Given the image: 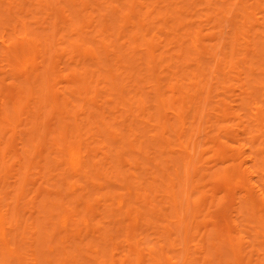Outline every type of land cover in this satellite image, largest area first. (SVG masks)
Segmentation results:
<instances>
[{
  "label": "bare ground",
  "instance_id": "bare-ground-1",
  "mask_svg": "<svg viewBox=\"0 0 264 264\" xmlns=\"http://www.w3.org/2000/svg\"><path fill=\"white\" fill-rule=\"evenodd\" d=\"M181 1L185 0H68L73 17L65 14L59 18V24L53 22L54 36L62 31V37L67 36L69 31L78 36L68 39L71 47L69 63L85 66L81 64V57H77L79 52L82 59L89 61L94 68L84 67L82 74L76 70L70 73L72 85L67 87V92H77L84 97H78L84 99L80 112L72 111L69 115L73 122L61 123L50 137L44 132H40L39 137L43 136L63 154L60 141L65 139L67 130L77 132L78 138H82L85 123H81L83 120L79 115L87 111V104L97 105L101 113V117L97 116L98 120L93 113L96 111L91 109L92 112L87 114V128L91 130L89 136H103L105 141L97 137L99 146L115 152L116 163L126 164L139 172L124 177L122 170L116 172L125 181L126 193L116 194V204L113 202L112 206L117 205L115 208L125 216L123 224L127 250L121 252L119 243L113 239L118 236L116 233H113L114 237L110 236L108 231H99L112 244H106L110 247L107 259L98 260L100 249L95 243H89L84 248L75 244L82 256L88 258L87 253L90 252L98 264H196L198 258H201L200 264H264V0L222 1L229 6L217 0L220 5L223 4L221 7L213 0H188L191 8L196 6L192 4L199 2V6L205 4L202 11H206L205 8L209 9L208 12L211 10V16L202 12L203 18L198 15L199 19L184 14L187 0L183 2L186 8L174 7ZM58 2L54 0V3ZM58 10L66 11L64 6H59ZM94 10H98L99 14H94ZM189 11L192 10L186 12ZM21 24L25 32L19 39L24 42L13 46L1 39L4 44L1 55L8 58L11 64L12 59L16 60L13 65H17L28 84L27 99L34 102L40 99V103L51 105L58 99L55 86L59 79L53 68L57 65L53 66V62L43 65L40 57L54 48L50 41L44 45L48 49L42 47L40 38H29L25 21ZM76 24L80 31L89 28L91 32L75 33L73 26ZM49 35L44 38L48 40ZM24 45L41 54L34 56L25 51ZM59 56L54 54L55 58ZM257 72L260 76H256ZM100 81L104 83L102 89H105V96H98V90L90 95V85ZM40 84H44L43 89H38ZM111 94L117 97L115 108L104 103L111 100ZM96 97L102 98L104 104H95ZM67 101L72 104L64 96L62 104L65 111L69 110L66 105H71ZM11 104L15 115H10L11 112L5 114L1 107L0 123L13 121L16 128L19 124V101H12ZM118 106L126 113L116 117L112 112L110 116V112L117 110ZM36 115L40 117L39 113ZM64 115L67 113L64 112ZM117 123H121V129H117ZM124 131L133 138H126ZM89 150L70 145L66 147L65 160L57 159V156L56 163L65 162L64 173L70 172L83 178L91 177L90 167L97 169L95 174L100 178L95 176L102 179L104 172L99 169L103 171L104 168L102 164L98 167V164L92 163L88 158ZM125 151L130 153L127 155ZM2 164L5 166L4 161ZM103 164L108 166L111 178L116 176L115 172L114 175L110 173V162ZM143 174H149V177L138 182L139 175ZM69 180L72 191H76L75 182ZM25 182L28 181H24L23 186ZM218 183L225 184V188L218 189L221 187ZM79 188L82 190L85 187L79 185ZM134 190L136 202L143 200L150 214L142 208L133 210L135 206L126 194L132 196ZM22 193L23 188L18 194L22 197ZM19 195L17 199H20ZM157 197L160 198L156 200ZM49 200L54 208L58 207L59 211L61 208L60 215H56L60 230L55 232L65 233L56 239L52 231L49 238L54 237L61 243L76 238L82 242L85 237L80 239L82 228L85 225L87 228H84L88 229L91 224L89 218L70 207L62 194L57 195L59 202ZM84 208L87 212L92 210V205L87 203ZM67 209H71L72 214ZM213 209H222V212L215 215L211 211ZM13 218L21 222L17 215ZM142 218L146 232L140 236ZM113 219L115 223L120 220L116 215ZM8 220V211L0 196V246L18 254V248L11 247L15 236H12L14 228L13 234H10L9 227L7 231ZM78 221L83 224L81 228ZM91 227L89 232L93 237H103L93 231V225ZM27 230L24 229L28 234L30 229ZM152 233L156 237L150 241L149 234ZM29 235L25 236L26 239ZM19 238L20 235L16 242ZM55 250L52 246L48 248L49 254L55 255ZM60 253L67 255L65 249ZM6 264H11V261ZM17 264H25L19 255ZM78 264L82 262L78 261Z\"/></svg>",
  "mask_w": 264,
  "mask_h": 264
},
{
  "label": "rangeland",
  "instance_id": "rangeland-1",
  "mask_svg": "<svg viewBox=\"0 0 264 264\" xmlns=\"http://www.w3.org/2000/svg\"><path fill=\"white\" fill-rule=\"evenodd\" d=\"M222 1L223 0H221L220 2ZM48 2H50V4H48ZM181 2L178 3L177 5L174 4L175 5L174 7L183 6V8H186L185 7L186 5L184 6V3L183 2L181 3ZM187 2L189 1L187 0L185 3ZM213 2L216 4L218 1L213 0ZM220 2H218V4L216 5H220ZM231 2L232 1L230 0L229 3ZM162 4L163 2L161 3V5ZM195 4H196L195 7L197 9L193 6ZM223 4H221L218 7L223 6ZM90 5L95 6L93 3L92 4L90 3ZM199 5H200L199 2L192 4L193 6L192 8H191V5H188L186 11L189 9L192 11H189V12L184 11L185 12L184 14H189V17L193 19H196V17L197 19H199L198 15L200 18H203V16H201V15H204L203 13L205 14L210 13V16L212 15L210 12L211 10L208 12L209 9L205 8L206 11H202L203 6L205 7V4H202V6H199ZM225 5L229 6L227 4H224V6ZM59 6H64V9L66 11L60 12L58 10ZM199 8L201 9L200 12L198 11ZM91 9L92 7L89 8V10ZM193 9L195 10V14H194ZM65 14H69L70 18L73 17L72 6H70V4L68 3V0H59L58 3H54V0H0V108L1 107L4 108L5 114H8L11 112L10 115H13L14 113L12 111L11 103L12 101H19V104H18L19 124L18 126L14 128L13 121H10V122L5 121V122L0 123V177L2 176L0 178V196H2V204L4 208L7 209L8 211L9 220L7 221V231L9 232V229H8L9 227L11 229L10 234H13L14 232L12 236H15L14 240L11 242V247L18 248L17 249L18 254L17 252L10 253L3 246H0L2 247V249L0 248V254H1L0 264H6V262H9V261H11V264H17L18 255L22 257V260H24L25 264H32L31 262H33V264L34 263L35 264H61V263L78 264V261L82 262V264H98L97 261H94L95 258L93 257L92 253L88 252L87 253L88 258L84 257L82 256L81 252H78L76 246L81 244V248H84L89 243H95L96 244L95 246L96 247L99 246V249H100L99 254H98V260L100 261L103 259H107L108 256L106 255H109L108 249L110 248V247L108 248V246L109 245L112 246V244L111 242L108 241V237H104L105 234L103 233L105 231H108L109 235L113 237L115 236L113 235V233L114 234L116 233L118 238L115 237L113 239H114V242L119 243L121 247L119 250L121 252L127 250L126 242L124 241V238H125L124 228L125 227L123 224L124 222H126V219H125V216H123L122 212L117 210L118 208H115V206L117 207V205L112 206V204L113 202L114 204H116V201H114L116 200V196H117L116 194L126 193V190H125L126 184H125V181H123L124 179L122 180V175L124 177V175L126 174L132 175L133 172H137V174L139 172L133 167L129 168V166H125L126 164L122 166L121 164L116 163L117 161L115 160V157L113 156L115 152L110 151L109 148H106V149L101 148L99 146L100 143L97 142V137L105 141V138L103 136L102 137L96 136V135L89 136L91 134V130L87 128V123H86L87 114L89 111L92 112L93 110L97 112V113L93 112L95 114V117L100 116L101 113H100V110L97 109L96 107L97 105L95 106V105L87 104L86 106L88 107L89 110L87 109V111L79 115L81 121L83 120L81 123H85L84 129L82 131L83 133L82 138L81 137L78 138L77 132L71 133L70 129L67 130L68 132H67L65 139L63 141H60L64 149L63 154H60V152L57 151L54 148V146H51L50 145L51 142L44 139L43 136H40L41 138L39 137V134H41L40 132L42 133L44 132L43 134L47 133L46 136L50 137L51 134H55V132L59 129V125H61V123L64 124L65 122H73L72 117H69V115H72L71 113L72 111H76V113L80 112V108L84 102V99L82 98L79 99L81 95L79 96L77 92H67V87L72 85L71 84L72 75L70 73H72V70H76L78 71L79 74H82L84 73V70H83L84 67L94 68V66L90 65L91 63L89 61L85 60L84 58L82 59V56L80 55L79 52H77L78 53L77 57L78 58L81 57L80 58L81 62H83L81 64H85V66L82 67V65L77 66L75 63L74 64L69 63L68 58L70 55L69 50L71 49V47L69 45L68 39H70L71 37L78 38L76 34H71V32L69 31L67 36L62 37L63 31L62 32L60 31L61 34L59 33L58 35L54 36L55 32L53 29V22L57 21V23L59 24L60 23L59 18L61 16L63 17ZM94 14L98 15L99 14L98 10H94ZM19 20L25 21V27H27L29 31V34H28L29 38H36V37L40 38L41 43L43 44L42 47L44 48H48V47H45L44 45L47 41H50L52 43V48H54L52 50L48 48L49 50H47V54H44V53L41 54V53H37V51L33 50L32 48L28 49V46L24 45L25 51L33 54L34 56H38L40 54L42 55L40 58L44 61L43 65H47L49 64V62L50 63L53 62L51 63L53 66L57 65V67H53V66L52 67L55 70L54 72L58 74V79H59V82L55 86V90H57L58 99H57V102L56 101L51 102V105H49L48 102L44 104L40 103L41 102L40 99L35 102L33 100H28L27 99V91H28L27 85L28 84L23 80L24 75L21 74L17 65H13L16 62V60L12 59L13 63L11 64L8 58L3 57L1 55V51L4 49L3 48L4 44L1 43V39L5 40V44H11L13 46L19 45L20 43L24 42L23 40L19 39V37L22 36L25 32L21 24L22 21H19ZM176 21H178V19H176ZM211 22H215V21L212 20ZM211 22L210 24H214ZM160 23H162V21ZM14 26L16 27L14 28ZM73 27L75 28V33L88 34L89 32H91L90 31L91 29L89 28L83 29V32L80 31V28L77 26V24L76 26L74 25ZM49 34H51V36ZM48 35H49V39L46 40L44 37H47ZM17 47L18 46H16L15 48ZM55 53L59 54L60 56L55 58L54 57ZM57 58L58 60H56ZM84 60H85V63H84ZM131 64L128 66L130 67ZM131 68L133 69V65ZM134 68L136 67L134 66ZM103 70L104 69H102V71ZM257 73L258 74L256 76H260L259 72ZM103 84L104 83L100 81L98 84L93 83L92 85H90V88L88 87L90 89L89 94L91 95L94 90H98L97 92V94H99L98 96L100 95L105 96V93H106L104 92L105 89H102L103 87H105L103 86ZM43 87H44V84H40V86H38V89H43ZM130 94H132V92ZM64 96H66L72 102L71 104L69 101H67L71 105L69 104L66 105V108L70 110V111L68 110L70 113H68V111L63 110L64 106L62 104V100L64 99ZM111 96H112L111 100L109 101L106 100L107 102L106 101L104 102L102 98L100 97H96L94 100L96 101L95 104L106 103L105 105L108 104L107 105L108 107L115 108L116 105L114 104H116L115 102L116 100L115 98H117L116 94H111ZM108 99H110V96H108ZM4 102H7V104ZM134 106L136 107V103ZM122 109L123 108H120V107L117 110L113 109L110 112V116H112V112H114L113 114L115 116L126 113L125 110L123 109L124 111L123 112ZM61 110H63V112ZM64 112L67 113V115H64ZM37 113L40 114V117L36 115ZM96 114H99V115H96ZM61 119L65 121H62ZM95 119L98 120L99 117ZM127 121L130 122L129 119ZM95 124L99 125L100 123L99 124L95 123ZM120 124L121 123H117L116 125L115 124L114 125L115 126L119 125L118 126L119 128L117 127V129H121L122 127H120ZM13 129H15V131ZM87 129L90 131H88ZM121 131L123 132V130ZM69 132L70 134H68ZM126 134L127 132L124 133V136ZM127 135H126V138L128 139L133 138V135L131 136H127ZM70 145L75 146V147L80 146L82 149L85 148V150H89V149L92 150V151L89 150L88 158L92 161L93 164L94 163H96V165L102 164V166L97 165L98 167L100 166L103 167L105 170V171L104 170L102 171L101 169H99L100 172H104V174L102 173L103 175L102 179H98L100 177H98L95 174L97 169L93 170L91 167H90V172H89V175L91 177L89 178H83L81 176H73L69 172L70 170H68L69 173L67 172L64 173L66 171L65 162L61 163L60 165L57 164L58 162L56 163V157L58 156L57 159L61 158L65 160L66 147ZM125 152L127 153V155L128 153H130L127 151ZM104 153H107L106 154L107 157L106 155H104ZM3 156H5L4 159H3ZM3 161L5 162V166H3L2 164ZM106 161L110 162L112 165V167L110 168L111 175H114L113 172L116 173L118 170L123 171L121 178L120 176L119 177L117 176V173H116V176L114 175L111 178L108 172L109 171L108 166L106 164H103ZM118 166H122V167H118ZM6 169H7V173H5L4 175V170ZM63 173L65 174V176ZM145 177L148 178L149 174L139 175V179L137 181L142 182ZM130 179L133 181L135 180L134 177H130ZM68 180L69 182H75L76 187H77L76 191H72L70 187L71 183H68ZM24 181H28V182L27 183L25 182V185L23 186ZM99 182L102 185L99 184ZM79 185H83L85 188L81 190L79 188ZM218 185L219 187L221 186L220 188H218L220 190L225 188V184L218 183ZM22 188H23V193H22L23 195L21 197L18 193L20 192ZM135 192L136 190L133 191L132 196H129L128 194H126L127 199L130 198L131 199L130 203L133 205V207L135 206L133 210L135 211L136 208H140V209L142 208L143 211L145 210L147 213L150 214V211H148V208H146V205L143 200H138V202H136L137 198H135L136 196ZM58 194H62L66 198L67 204L70 207H72L73 209H78L79 211H81L82 216L85 214V217L89 218V224L90 223L91 224L88 225V229H87L88 231L86 230L87 226L81 224L80 221H78L81 224L80 228L83 225V228H82L83 233H81L82 231L80 232L83 236L81 235L82 238L80 237V239H83L84 236L85 237L82 240V242L81 240H78L77 238L74 239L73 241L69 240L63 243H61L59 240H56L58 239L57 236H60V235L62 236L63 234H65L63 231L61 232L56 231L58 233V235H56L57 233L55 232V230H58V229L60 230V228H58L60 227L59 222L57 221L59 220L58 216L60 215L59 213L61 212V208L59 206L60 211L58 207L54 208L52 206L53 204H50L51 202L49 199L51 198L54 203L59 202V200H57ZM17 195H19L20 199H17ZM159 198L160 197H157L156 200H158ZM82 200L83 202H81ZM84 200H87V201L84 202ZM87 203H90L92 205V208H91L92 210H89L86 212L84 205ZM127 203H128V200H127ZM221 210L222 209H213L211 211L215 215L219 212L217 215H220L222 212ZM67 211L71 212V214L73 212L71 209H67ZM14 213H17V214H14ZM109 213H112V215ZM15 215H17L21 219L20 221L22 223L21 222L18 223L19 220L18 221L14 220L13 216L15 217ZM56 215L58 216L56 217ZM114 215L118 216L121 221L118 220L116 221V223L112 221L114 220L113 219ZM51 216H53L52 217L53 219H51ZM82 218L83 217H81V219ZM104 220H109L110 222L105 223L103 222ZM51 221L55 222L54 225ZM8 222H10V224ZM143 222L144 221L142 218L141 223L143 224ZM30 224L33 225V228L31 227ZM25 225L27 228L25 227ZM92 225L95 228L93 229V231L95 230L96 233L103 235V237L101 236L102 238H100L99 235H98L99 237L97 235H96L97 237H93L90 234L89 230L92 228L91 227ZM84 226L86 228H84ZM114 227L116 228V230ZM144 227H145V224L140 226V230H139L140 236H143L146 232L143 230ZM24 229L26 230L30 229L29 232L28 230L26 231L28 232V234L25 233ZM52 231L55 232L54 236L56 237V239L54 237L53 238L50 237L51 239L49 238V233ZM99 231H103V233ZM17 232L18 233L21 232V234L15 235V233ZM30 233H32L31 236L29 235ZM26 234L30 236L29 237L31 238L30 242H28V239H29L28 237L26 239L25 237L27 236ZM18 235H20L19 240L20 239L22 240V241L20 240V242L19 240L18 242H16L18 239ZM149 235H150L149 236L150 241H152L151 239L156 237L153 233L152 235L151 234ZM27 242L30 244H28ZM103 242H107V243H103ZM108 243L110 244L108 245ZM27 245H30V246L28 247ZM68 245L70 247H65ZM48 246L49 247L52 246L56 249L55 255L53 253H50L51 255L49 254ZM106 247L107 249H105ZM30 249L34 251H31ZM62 249L66 250L67 255H62V253H60ZM72 254H76V255L72 256ZM2 258H5V260H3ZM32 258L34 259L30 260ZM198 259H196V264L201 263L200 261L201 258H198ZM146 264L148 263L146 262Z\"/></svg>",
  "mask_w": 264,
  "mask_h": 264
}]
</instances>
